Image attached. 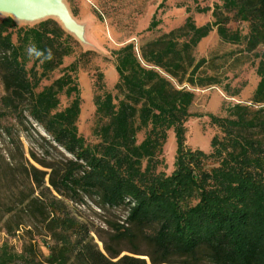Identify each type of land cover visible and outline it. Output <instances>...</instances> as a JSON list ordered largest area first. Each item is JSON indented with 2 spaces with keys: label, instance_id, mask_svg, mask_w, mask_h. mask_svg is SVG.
<instances>
[{
  "label": "trees",
  "instance_id": "1",
  "mask_svg": "<svg viewBox=\"0 0 264 264\" xmlns=\"http://www.w3.org/2000/svg\"><path fill=\"white\" fill-rule=\"evenodd\" d=\"M194 10L210 12L212 20L196 25L187 16L141 45L139 55L133 43L112 50L118 79L106 90L97 75L93 142L77 127L76 71L89 51L49 81L64 58L76 54L78 41L53 17L32 25L0 18V116L30 118L47 135L40 155H26L13 129H0L18 151L16 159L11 151L0 157V174L4 162L22 181L15 199L0 198V220L6 216L7 234L30 222L20 251L0 242V264H264V0H221ZM156 11L148 31L159 24ZM231 22L244 24L246 32ZM213 30L253 55L258 82L249 103L229 104L222 116L208 114L218 133L203 151L186 145L195 94L172 80L192 87L221 83L203 73L207 60L194 56ZM33 45L40 56L28 54ZM48 50L51 59H45ZM224 90L238 94L227 84ZM61 95L70 98L64 107ZM169 132L176 148L167 174L162 154ZM85 198L101 209L123 207L126 215L107 223L105 237L71 211L68 202Z\"/></svg>",
  "mask_w": 264,
  "mask_h": 264
},
{
  "label": "rangeland",
  "instance_id": "2",
  "mask_svg": "<svg viewBox=\"0 0 264 264\" xmlns=\"http://www.w3.org/2000/svg\"><path fill=\"white\" fill-rule=\"evenodd\" d=\"M163 1V5L157 9V6ZM72 17L78 24L83 26V35L78 41L79 47L76 54L66 57L59 70L52 75L58 77L62 69L75 61L81 52L89 51L78 63L76 71V81L80 90V115L77 121L78 132L87 142H93L92 128L94 126V105L93 97L96 93L97 75L102 74L101 82L106 90H111L118 79L115 70L112 50L133 43L136 53L139 55V48L145 42L152 40L162 33L176 28L183 24L187 16H191L196 25H203L212 20L210 12H195L196 5L200 7H212L221 0H64ZM189 8V11L186 9ZM156 11V20L159 24L148 31L149 22ZM8 15L0 13V18ZM18 25H32L35 22H23L15 20ZM229 26L232 29L239 28L246 32V26L242 23L231 22ZM241 47L224 43L217 36L215 30L203 38L194 50L196 59L205 58L206 64L202 71L207 75H216L220 84L208 85L204 87H192L188 83H178L172 80L177 87H184L194 92L195 98L191 105L190 112L194 116L185 123L186 145L193 149L198 148L203 151L210 150V140L218 133L216 127L210 124L208 114L222 116L223 108L229 104L249 103L254 88L258 82L255 73L257 60L253 55L240 51ZM49 81H44L48 83ZM229 85L231 91L238 90V94L229 95L224 90V85ZM3 95V87L0 80V97ZM70 98L64 95L60 96V107L68 104ZM0 106V112H1ZM12 128L15 139L20 143L21 149L26 155L33 151L40 155L42 148L47 144L41 139L47 137L43 128L32 121L30 118L15 119L9 115L0 116V129L4 127ZM175 138L172 132H169L167 141L163 148V159L165 163V173H170L173 169L175 154ZM8 151L18 158V151L11 146V141L4 134L0 137V157L7 156ZM51 151V150H50ZM52 154L56 155L53 151ZM1 160V159H0ZM1 162V161H0ZM30 162L40 168L32 160ZM3 172L0 174V198L5 202L15 199L17 186L22 183L20 178L14 177L10 170L2 162ZM20 181V182H19ZM85 203L68 202L71 211L78 219L86 222L93 230L99 234L109 233L108 222L121 221L126 215L123 207L112 209H101L95 202L85 198ZM6 216L0 220V242L8 241L13 247L20 251L22 243L27 239L25 231L30 229V222L24 219L19 230L14 234H7L3 223ZM102 230V231H100ZM94 241L102 249V244L97 236L92 233ZM106 237V235H104ZM122 247H127L123 244ZM141 248H145L143 242ZM44 252L45 250L42 249ZM123 251L121 254H127Z\"/></svg>",
  "mask_w": 264,
  "mask_h": 264
},
{
  "label": "water",
  "instance_id": "3",
  "mask_svg": "<svg viewBox=\"0 0 264 264\" xmlns=\"http://www.w3.org/2000/svg\"><path fill=\"white\" fill-rule=\"evenodd\" d=\"M0 13L23 22L53 17L67 32L79 39L83 35V26L72 17L64 0H0Z\"/></svg>",
  "mask_w": 264,
  "mask_h": 264
},
{
  "label": "clouds",
  "instance_id": "4",
  "mask_svg": "<svg viewBox=\"0 0 264 264\" xmlns=\"http://www.w3.org/2000/svg\"><path fill=\"white\" fill-rule=\"evenodd\" d=\"M28 54L31 56L32 54H35L36 56H40L41 53L38 52L35 48V46H30L28 49ZM52 58V53H51V50H48V55L45 57V59H51Z\"/></svg>",
  "mask_w": 264,
  "mask_h": 264
}]
</instances>
